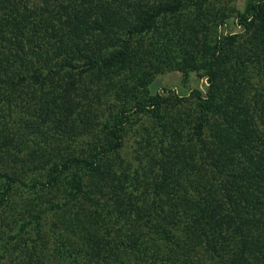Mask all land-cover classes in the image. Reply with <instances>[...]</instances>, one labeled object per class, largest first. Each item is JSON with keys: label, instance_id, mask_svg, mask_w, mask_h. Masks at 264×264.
Listing matches in <instances>:
<instances>
[{"label": "trees", "instance_id": "trees-1", "mask_svg": "<svg viewBox=\"0 0 264 264\" xmlns=\"http://www.w3.org/2000/svg\"><path fill=\"white\" fill-rule=\"evenodd\" d=\"M206 2L0 0V219L15 192L49 187L76 199L74 232L106 243L93 258L55 238L62 264H264V0H246L241 30L227 33L222 18L190 26L184 12ZM114 19L131 40L86 41ZM165 67L207 84L137 99ZM91 72L123 75L105 85L108 112L76 109L78 78ZM70 125L97 132L68 155L59 141L50 149ZM133 142L136 168L117 167Z\"/></svg>", "mask_w": 264, "mask_h": 264}, {"label": "rangeland", "instance_id": "rangeland-1", "mask_svg": "<svg viewBox=\"0 0 264 264\" xmlns=\"http://www.w3.org/2000/svg\"><path fill=\"white\" fill-rule=\"evenodd\" d=\"M245 5L246 0H207L203 8L199 9L197 6H193L188 8L186 12H184V15L190 26L195 28L193 30L200 29L201 26L205 25L206 22H209L214 17L222 18L224 21L222 26L223 31L227 33L241 30V27L236 25V18L239 12L241 13L244 10ZM116 21L115 19L113 20V24H116L113 26V30L109 29L108 32H102V37L96 36V33L93 34L94 32L92 31L90 35L85 36L87 39L86 41L93 42L95 39L92 37H96V41L102 47L105 46V48H107L111 46L116 48L122 45L126 40H131L129 39V32L126 31L127 26ZM138 35L139 33H134L132 38H136ZM164 70L165 71L162 73L155 75L148 85V88L139 91V97H137V99H142L147 93H155L165 88L172 89L180 95H187L190 89L195 87L204 89L207 84L206 78L198 77L195 72H190L189 76L185 79L180 70L174 69L169 71L167 67H165ZM128 75L130 74L126 73L125 76ZM60 77L61 76H59V78ZM122 77L123 75L121 73L117 75L110 72H106L100 77L96 76L94 72L81 75L78 78L80 88L77 91L78 102H76L79 106H77L76 109L86 113L96 111L97 114H102L104 111L108 112L111 100L106 97L108 92L104 91L105 85L107 83L112 86L116 79ZM66 79L67 78H60L61 81L59 83L65 84ZM111 89L113 88H109V90ZM47 92L49 96L59 94L58 91H52L49 87L44 89V93ZM105 92L107 93L105 94ZM76 130L77 128H71V125L64 128L62 132H65L67 135L70 134V136L67 137L66 135L63 137L61 136L62 132H59L58 129L57 135L59 140L53 143L49 142L50 149H56V145H58L57 141H59V143L63 145V149L64 147L68 149V155L69 152L77 151L79 146L85 143L86 139H92L97 132L95 129V131L92 129L91 132L80 135ZM21 133L22 132H20L19 135H21ZM87 136L89 138H86ZM135 144L136 143L133 142L131 147H125L121 151L120 156L123 157V159L117 164V167L123 166L127 169L128 165H130L131 170L136 168L131 161L133 152H129L133 149ZM137 172H140L138 167ZM141 177L142 175L139 174L137 179H133L136 185H138L137 182H141ZM21 193H24L23 195L26 197L21 199V197H19ZM29 196L25 189L15 192L13 196V207L5 206L4 217L0 219V246L2 249L3 247L6 249L7 247L9 248V251L5 254V264H62L61 261L57 260L50 252L53 240L60 236H64V238L68 239L71 242L70 244L75 248V252L80 256H91L96 258L99 246L100 249H102L106 244L104 239L99 237L97 241L93 234H90L89 238H87V236L84 238L82 234L78 235L74 232L73 229L66 224L67 222L65 223L67 212L72 216V212L75 211V205L77 204L76 199L71 200L72 198L68 196L61 198L60 193L51 191L49 187L42 188L38 193L30 192ZM53 203L55 206L49 207L50 205L52 206ZM12 209H14V211H11ZM43 209L45 213L40 217V224H37L36 213ZM92 250L94 251L93 253L91 252ZM128 257L133 258V263H136L137 260L135 259L136 255L134 253H129ZM94 261L95 262H92V264H100L102 260L97 259ZM260 263L262 264L263 262L260 261ZM119 264H129V262L125 261Z\"/></svg>", "mask_w": 264, "mask_h": 264}]
</instances>
